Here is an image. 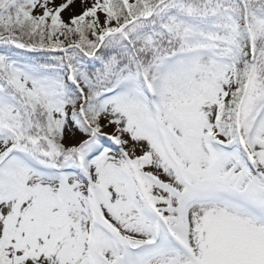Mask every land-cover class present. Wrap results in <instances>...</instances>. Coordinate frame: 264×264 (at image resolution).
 Returning <instances> with one entry per match:
<instances>
[{
	"label": "snow or ice",
	"instance_id": "1",
	"mask_svg": "<svg viewBox=\"0 0 264 264\" xmlns=\"http://www.w3.org/2000/svg\"><path fill=\"white\" fill-rule=\"evenodd\" d=\"M0 264H264V0H0Z\"/></svg>",
	"mask_w": 264,
	"mask_h": 264
}]
</instances>
